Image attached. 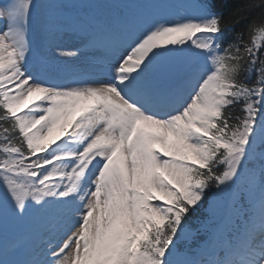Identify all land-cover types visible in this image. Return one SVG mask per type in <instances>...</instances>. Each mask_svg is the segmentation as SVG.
<instances>
[{
    "label": "snow or ice",
    "instance_id": "1",
    "mask_svg": "<svg viewBox=\"0 0 264 264\" xmlns=\"http://www.w3.org/2000/svg\"><path fill=\"white\" fill-rule=\"evenodd\" d=\"M36 8H0V218L40 222L28 253L0 228V264H264V0L228 21L202 0H161L148 19L57 23V37L114 48L104 67L59 78L29 39ZM40 34L52 37L50 17ZM174 61L183 75L169 79ZM200 234L205 248L181 251Z\"/></svg>",
    "mask_w": 264,
    "mask_h": 264
},
{
    "label": "rangeland",
    "instance_id": "2",
    "mask_svg": "<svg viewBox=\"0 0 264 264\" xmlns=\"http://www.w3.org/2000/svg\"><path fill=\"white\" fill-rule=\"evenodd\" d=\"M71 0H34L37 8L34 10L33 16L31 18L29 39L32 41L34 47H42V56L45 61V66L47 68L48 75L52 78H59L64 74L65 70L70 69H81V70H95V68H89L88 60L89 58H98L104 61V59H109L107 57H112L114 50L109 52L105 50H93L92 52L86 51L88 48L83 50H72L69 51L67 48L74 47L76 45H84V40L74 37L66 32L61 33L58 37L56 34L55 25L57 23L65 24L70 19L72 20L70 3ZM113 1V2H112ZM111 2H106V0H95L90 4V0H83L82 11L84 14H88L90 11L94 16L99 15L102 12V18L105 21H113L122 18H150L160 7L155 6L157 0H112ZM11 3V2H10ZM9 3L6 2V6ZM178 6L183 5L185 7L189 6L186 0H182L180 3H176ZM53 5L62 7H51ZM1 8V7H0ZM179 12L184 15L183 8L178 7L169 14V18L175 19L179 18L175 15ZM46 17L51 18L52 22V37L48 42L43 43L41 41L40 25L43 19ZM83 18V17H82ZM2 22L0 21V24ZM5 25H0V29H3ZM60 45H64L61 49L66 50L70 55L62 56L59 54L58 49ZM67 47V48H66ZM99 48V47H98ZM77 51V52H75ZM86 51V52H85ZM105 55H104V53ZM53 53L56 54L57 62L53 58ZM50 60H46V59ZM183 62V61H182ZM30 65L35 63V58L29 57ZM184 63V62H183ZM177 67V64H176ZM174 67L173 71L169 73V79L174 78L176 75L179 78L183 75V71ZM180 73V74H177ZM258 174V173H257ZM218 197L215 198V201ZM219 206H223V201L220 202ZM38 243V242H37ZM32 248V247H31ZM22 250L24 253H28L30 249Z\"/></svg>",
    "mask_w": 264,
    "mask_h": 264
},
{
    "label": "trees",
    "instance_id": "3",
    "mask_svg": "<svg viewBox=\"0 0 264 264\" xmlns=\"http://www.w3.org/2000/svg\"><path fill=\"white\" fill-rule=\"evenodd\" d=\"M202 2L208 3L212 5V11L216 14L221 15L222 21H228L229 19L233 18L235 10L238 8H242L245 4L246 0H202ZM261 19L259 11H252L247 14V18L244 20H241L239 24H237L234 28H232L230 31H226L224 33V42L231 40L234 36V34L238 31H244L248 28L249 24H258ZM250 37L246 34L245 39H249ZM216 194V190L212 189L208 194V202L213 198V196ZM208 204L206 203L205 208L199 212L194 213L192 217H190L191 222L193 226L198 225L202 219H204L208 214ZM203 234L197 235L194 239L183 242L179 245L181 251L182 250H194L197 249V246L195 244H201V241H206V239H199L202 238ZM199 239L198 241H196ZM206 244H203L201 248H205Z\"/></svg>",
    "mask_w": 264,
    "mask_h": 264
}]
</instances>
